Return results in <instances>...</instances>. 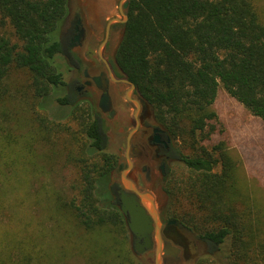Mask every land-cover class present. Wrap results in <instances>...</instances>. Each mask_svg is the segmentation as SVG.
<instances>
[{
    "label": "trees",
    "instance_id": "1",
    "mask_svg": "<svg viewBox=\"0 0 264 264\" xmlns=\"http://www.w3.org/2000/svg\"><path fill=\"white\" fill-rule=\"evenodd\" d=\"M66 2L0 0V20L16 38L0 35V92L13 67L27 70L41 107L60 89L64 79L56 59L67 49L61 36ZM115 58L174 140L190 149L180 153V161L191 171L189 193L208 222L202 226L190 218L187 227L210 242L211 250L227 247L225 264H264V206L249 193L224 142L204 145L219 131L212 109L219 85L258 117L264 130V16L256 3L130 0ZM57 100L85 135L74 155L78 194L70 207L84 239H90L87 264H139L112 182V172L122 165L107 151L106 128L99 126L92 105L80 107L67 96ZM196 264L219 263L206 255Z\"/></svg>",
    "mask_w": 264,
    "mask_h": 264
},
{
    "label": "rangeland",
    "instance_id": "2",
    "mask_svg": "<svg viewBox=\"0 0 264 264\" xmlns=\"http://www.w3.org/2000/svg\"><path fill=\"white\" fill-rule=\"evenodd\" d=\"M253 1L264 16V0ZM0 35L10 36L16 41L10 27L1 20ZM56 60L67 80L66 57L61 54ZM2 84L0 264H87L90 239H84L87 234L79 226L70 207L73 199L77 201L78 194L79 169L74 155L85 135L78 120L72 119L70 110L58 105L57 99L66 96L65 91L61 88L52 90L48 100L43 102L44 107H41V100L30 87L26 69L11 68L10 75ZM75 97L67 99L74 101ZM79 105L86 106L84 103ZM212 109L218 117L219 131L204 145L211 148L220 141L224 142L239 167L240 177L249 193L264 206L262 121L221 85L218 86ZM128 110L123 112L124 121L126 116H131L132 109ZM67 113L68 116L63 118ZM120 125L117 122L108 136V152L115 153L125 137L118 127ZM175 143L179 153H190L182 140H175ZM119 171L112 176V182L118 186ZM191 175L181 161H176L171 165L170 178L164 186L156 189L144 187L142 191L153 196L157 208L160 205L169 215L177 216L190 238L196 240L199 234L187 227L191 225L190 218L202 226L208 221H205V212L198 208L189 193ZM129 247L139 264H154L153 253L140 255L134 250L130 233ZM211 249L210 244L205 242L198 251L193 249L192 252L196 256L211 255L219 264L227 262V247L223 250Z\"/></svg>",
    "mask_w": 264,
    "mask_h": 264
},
{
    "label": "flooded vegetation",
    "instance_id": "3",
    "mask_svg": "<svg viewBox=\"0 0 264 264\" xmlns=\"http://www.w3.org/2000/svg\"><path fill=\"white\" fill-rule=\"evenodd\" d=\"M66 5L61 36L67 48L64 56L68 78L65 80L63 76L64 83L60 88L64 89L67 98L76 96L72 103L94 107L93 113L99 126L106 128L107 136L110 137L114 125L120 123L118 127L125 137L114 153L118 157L117 164L122 165L120 171L127 167L128 154L132 167L127 176L136 187L140 190L161 188L170 178L171 165L180 161V153L167 127L156 118L150 104L135 85L131 86L132 82L122 74L116 62V50L124 33V15L129 14L130 0H67ZM110 20L113 21L107 26ZM102 95H107L112 116L110 111L103 112L99 107ZM128 109H132L131 116H126L124 121L123 112H129ZM116 173L112 172V175ZM116 188L120 205L121 185L116 184ZM158 210L165 227L171 218L162 206L159 205ZM176 225L184 228L177 221ZM186 236L187 244L163 236L162 264H194L201 257L192 250L198 251L203 243L210 242L200 237L191 239L189 234ZM130 238L134 247L136 237L130 234ZM149 253L153 250L138 254Z\"/></svg>",
    "mask_w": 264,
    "mask_h": 264
},
{
    "label": "water",
    "instance_id": "4",
    "mask_svg": "<svg viewBox=\"0 0 264 264\" xmlns=\"http://www.w3.org/2000/svg\"><path fill=\"white\" fill-rule=\"evenodd\" d=\"M124 5L126 6L127 3ZM127 19L128 16L124 15V21H127ZM112 21L110 20L107 26ZM131 86H134V84L131 83ZM135 104H137L136 101ZM110 105L107 95H102L99 103L101 110L103 112L110 111ZM112 115L113 110L110 111V116ZM126 161L127 167L119 172L121 185L119 209L126 216V224L130 234L136 237L133 247L134 250L137 253H142L145 250L152 249L153 263L162 264L164 248L163 236L174 242L182 243L183 241L187 244L186 234L188 232L184 228H178L175 219L169 220L167 225L163 227L160 213L153 196L149 192L138 189L127 176L132 167V161L128 154H126ZM140 239L142 241H139Z\"/></svg>",
    "mask_w": 264,
    "mask_h": 264
}]
</instances>
